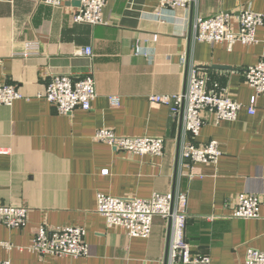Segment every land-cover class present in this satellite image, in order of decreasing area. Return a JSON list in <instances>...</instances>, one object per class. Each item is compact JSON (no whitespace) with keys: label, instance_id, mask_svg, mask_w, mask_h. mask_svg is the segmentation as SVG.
Returning <instances> with one entry per match:
<instances>
[{"label":"crops","instance_id":"crops-1","mask_svg":"<svg viewBox=\"0 0 264 264\" xmlns=\"http://www.w3.org/2000/svg\"><path fill=\"white\" fill-rule=\"evenodd\" d=\"M77 1L53 8L41 0H0V85L22 95L0 107V206L28 210L23 228L0 225V242L11 245L0 248V263L164 264L168 222L155 218L147 239L129 238L121 228L106 227L96 211L98 194L148 199L186 193L185 239L193 255L211 264H242L248 248L264 251V207L259 219L230 216L239 195L264 197V94L244 80V70L264 60V25L255 45L236 43L230 52L224 44L195 43L192 31L196 18L219 12L233 14L234 26L242 10L264 15V0H192L186 9L160 8L156 0H106L103 26L75 23ZM27 43L38 44V52L24 56ZM135 45L141 55H134ZM85 48L91 60L79 55ZM182 55L242 106L234 121L207 122L193 139L197 145L218 142L221 156L215 165L193 164L190 180L180 161L182 116L149 100L184 92ZM89 71L96 90L90 111L61 115L41 97L53 76L80 79ZM252 98L253 116L247 111ZM99 129L162 138L163 155L128 157L96 141ZM40 226L82 228L88 256L31 251Z\"/></svg>","mask_w":264,"mask_h":264},{"label":"built area","instance_id":"built-area-1","mask_svg":"<svg viewBox=\"0 0 264 264\" xmlns=\"http://www.w3.org/2000/svg\"><path fill=\"white\" fill-rule=\"evenodd\" d=\"M79 1V9L73 15L75 23L91 26L106 25L102 17L106 0ZM156 1L160 8L170 9H186L192 2V0ZM41 3L60 8L63 0H41ZM233 18V14L223 12L209 18H196L192 28L193 41L209 45L224 44L229 52L236 43L246 48L255 45L256 30L264 25V15L242 10L235 18V26ZM38 49V44L27 43L24 56L36 53ZM79 53L89 60L93 57L90 48H85ZM133 53L135 56L141 55L138 45L134 46ZM180 61L187 67L184 92L174 96H150L149 100L169 106L173 116H182L185 141L181 145L180 161L189 169L184 177L190 180L193 178L191 169L193 164L215 165L221 156L218 142L211 141L197 145L193 139L198 137L207 122L220 124L234 121L242 106L230 99L224 88L210 82L207 76H200L197 67L187 62V55H182ZM244 80L256 95L264 94V60L246 68ZM41 97L61 115H71L76 110L88 112L96 98L93 73L89 71L80 79H72L69 75H55L48 82ZM21 98L22 95L15 86L0 85V107L9 108ZM255 99H251L247 109L251 116L255 114ZM109 103L112 107H119V100L116 97H110ZM94 139L128 157H160L164 152L165 142L162 138L118 137L110 130L99 129ZM96 204V211L104 219L106 227L121 228L129 238L147 239L151 234L155 218L170 223L164 264H211L209 257L193 255L186 242V193H154L148 199L115 198L98 194ZM261 207H264V197L241 194L236 198L230 216L239 220L259 219ZM27 211L24 207L0 206V225L8 230L23 228L27 220ZM84 236L85 232L82 228L40 226L34 232L30 250L40 256L85 258L89 254V247L84 242ZM0 248L10 249L11 245L0 242ZM242 264H264V251L248 248Z\"/></svg>","mask_w":264,"mask_h":264},{"label":"water","instance_id":"water-1","mask_svg":"<svg viewBox=\"0 0 264 264\" xmlns=\"http://www.w3.org/2000/svg\"><path fill=\"white\" fill-rule=\"evenodd\" d=\"M78 7L80 6V1L78 0L77 1V4H76ZM221 68H223V67H220V66H216L214 69H221ZM169 231H170V223H169ZM168 238H169V236H168Z\"/></svg>","mask_w":264,"mask_h":264}]
</instances>
